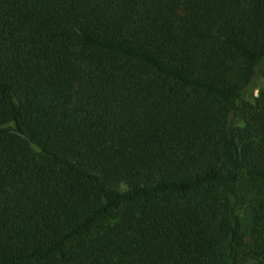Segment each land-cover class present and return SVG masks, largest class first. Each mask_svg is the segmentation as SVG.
Wrapping results in <instances>:
<instances>
[{
    "label": "trees",
    "instance_id": "16d2710c",
    "mask_svg": "<svg viewBox=\"0 0 264 264\" xmlns=\"http://www.w3.org/2000/svg\"><path fill=\"white\" fill-rule=\"evenodd\" d=\"M264 0H0V264H264Z\"/></svg>",
    "mask_w": 264,
    "mask_h": 264
},
{
    "label": "rangeland",
    "instance_id": "374dc122",
    "mask_svg": "<svg viewBox=\"0 0 264 264\" xmlns=\"http://www.w3.org/2000/svg\"><path fill=\"white\" fill-rule=\"evenodd\" d=\"M261 70L264 71V66L262 67ZM263 78H264V72H261L260 77L249 87L248 93H252L253 95H255L257 93L259 84L263 81Z\"/></svg>",
    "mask_w": 264,
    "mask_h": 264
}]
</instances>
